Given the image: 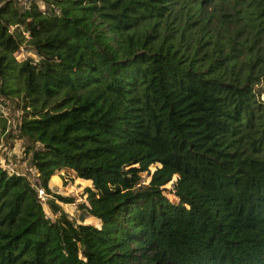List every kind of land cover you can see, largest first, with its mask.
Returning a JSON list of instances; mask_svg holds the SVG:
<instances>
[{
  "label": "trees",
  "instance_id": "16d2710c",
  "mask_svg": "<svg viewBox=\"0 0 264 264\" xmlns=\"http://www.w3.org/2000/svg\"><path fill=\"white\" fill-rule=\"evenodd\" d=\"M44 2L0 0V94L47 195L0 166V264H264V0Z\"/></svg>",
  "mask_w": 264,
  "mask_h": 264
},
{
  "label": "rangeland",
  "instance_id": "374dc122",
  "mask_svg": "<svg viewBox=\"0 0 264 264\" xmlns=\"http://www.w3.org/2000/svg\"><path fill=\"white\" fill-rule=\"evenodd\" d=\"M16 3H20V6L25 8L29 3V0H15ZM40 8L45 7L44 0H35ZM12 30V29H11ZM27 36V34H26ZM27 56H32L36 59V55L33 50L28 48L27 45H23L20 50L14 52V57L21 61ZM255 89L260 91V99L264 100V77H261L259 83L255 86ZM17 100V99H15ZM0 114L5 120L6 132L4 135H0V166L11 169L19 174L27 176L31 185L37 182L34 169L29 164V156L24 154V144L22 139L17 137L19 130L21 114L16 106V102L13 99L6 98L0 94ZM1 127V121H0ZM156 165L150 166L149 172L139 173L141 177V184L148 183L150 175L155 170ZM10 171V170H9ZM178 179L177 175L172 177V180L167 183L163 189L164 194L174 203H177V199L173 195V183ZM91 186L90 181L82 180L75 176L73 171L61 170L53 175L49 182V187L52 193L59 194L63 197H68L73 200L71 203H61V206L66 211L69 218L75 222H81L92 225H97V222L81 207L82 203H85L86 195L84 188ZM43 209L48 217H53V213L48 209L46 204H43Z\"/></svg>",
  "mask_w": 264,
  "mask_h": 264
},
{
  "label": "built area",
  "instance_id": "2783aa9c",
  "mask_svg": "<svg viewBox=\"0 0 264 264\" xmlns=\"http://www.w3.org/2000/svg\"><path fill=\"white\" fill-rule=\"evenodd\" d=\"M11 172H14L13 170L9 169ZM38 181L36 183H32L33 186L37 189L38 191V198L41 200V201H45V199L47 198V195L44 193L43 189L41 187H39L37 185Z\"/></svg>",
  "mask_w": 264,
  "mask_h": 264
},
{
  "label": "water",
  "instance_id": "95a60500",
  "mask_svg": "<svg viewBox=\"0 0 264 264\" xmlns=\"http://www.w3.org/2000/svg\"><path fill=\"white\" fill-rule=\"evenodd\" d=\"M22 9H23V6L20 7V10H22Z\"/></svg>",
  "mask_w": 264,
  "mask_h": 264
},
{
  "label": "crops",
  "instance_id": "0c3cea01",
  "mask_svg": "<svg viewBox=\"0 0 264 264\" xmlns=\"http://www.w3.org/2000/svg\"><path fill=\"white\" fill-rule=\"evenodd\" d=\"M93 218V217H92ZM94 219V218H93ZM94 221H95V219H94ZM96 222V221H95Z\"/></svg>",
  "mask_w": 264,
  "mask_h": 264
},
{
  "label": "clouds",
  "instance_id": "9594fccd",
  "mask_svg": "<svg viewBox=\"0 0 264 264\" xmlns=\"http://www.w3.org/2000/svg\"><path fill=\"white\" fill-rule=\"evenodd\" d=\"M178 176V175H177ZM85 202V201H84Z\"/></svg>",
  "mask_w": 264,
  "mask_h": 264
}]
</instances>
